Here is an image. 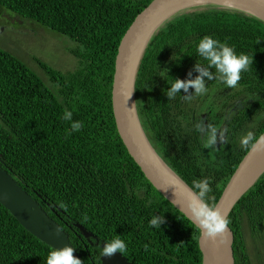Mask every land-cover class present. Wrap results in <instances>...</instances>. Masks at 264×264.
<instances>
[{"label":"trees","instance_id":"1","mask_svg":"<svg viewBox=\"0 0 264 264\" xmlns=\"http://www.w3.org/2000/svg\"><path fill=\"white\" fill-rule=\"evenodd\" d=\"M152 1L0 0V13L4 8L19 18L13 22L36 21L74 44L68 49L78 60L74 67L63 63L55 68L34 55L44 75L0 47V164L66 230L85 264H102L101 249L97 245L94 251L91 237L81 234L78 224L96 236L94 241L121 235L127 242L122 254L133 264H203L201 230L147 179L123 143L112 110L121 40ZM205 35L254 56L239 84V93L250 100L243 110H234L227 141L215 150L203 148L187 114L190 102L182 95L169 100L165 94L174 78L199 75L196 46ZM216 81L232 92L226 94V104L237 108L235 89ZM136 94L142 124L159 154L189 185L211 177L217 204L249 151L240 138L246 129L257 136L264 132V21L216 5L178 12L153 36L139 69ZM202 100L192 101L198 105ZM65 109L73 112V121L84 122L70 136ZM223 110L204 120L220 127ZM250 122H256L254 129ZM154 214L164 215L160 229L149 225ZM228 219L236 264H251L245 229L254 238L264 231V174ZM52 250L0 203V264H46Z\"/></svg>","mask_w":264,"mask_h":264},{"label":"water","instance_id":"2","mask_svg":"<svg viewBox=\"0 0 264 264\" xmlns=\"http://www.w3.org/2000/svg\"><path fill=\"white\" fill-rule=\"evenodd\" d=\"M204 5L236 9L264 21V0H153L137 15L121 40L112 91L115 123L129 154L151 184L179 211L189 216L191 213L186 204L190 185L163 159L150 141L139 115L136 82L146 50L160 28L178 12ZM263 174L264 148L259 152L249 149L217 202L226 218ZM0 203L23 227L53 249L74 247L66 230L1 165ZM78 227L86 238L96 237L83 225L78 224ZM234 239V231L229 225L228 232L215 239L207 238L201 232L199 246L203 254L202 263L236 264ZM104 243H101V248ZM73 255L85 264L77 250ZM99 258L102 264H133L119 252L111 257L102 253Z\"/></svg>","mask_w":264,"mask_h":264},{"label":"clouds","instance_id":"3","mask_svg":"<svg viewBox=\"0 0 264 264\" xmlns=\"http://www.w3.org/2000/svg\"><path fill=\"white\" fill-rule=\"evenodd\" d=\"M196 53L199 60L195 65V70L199 75L189 79L174 78L170 87L165 90L169 100L182 95L185 101H189L191 106H194L195 104L192 100L195 97H203L208 93L210 96L216 95L220 91L218 86L215 85L217 83L216 80L228 88L236 89L242 79V73L249 70L250 66L253 65L254 59V56L246 53H237L235 47L227 41L222 42L211 35H205L199 40L196 46ZM168 71L167 69V75ZM189 77H191V72ZM212 85L216 87L211 88V90L209 87ZM230 93L232 92H227V94ZM63 120L70 122V129L67 132L69 136L84 127L83 121H73V112L71 110L65 109ZM194 127L200 134L203 148L215 150L218 141L221 143L227 141L228 129L218 128L209 122L205 123L204 118L196 122ZM240 143L245 149L259 152L264 148V134L257 136L254 130H249L241 137ZM211 185V177L192 181L189 187L190 195L187 197L186 204L191 215L189 216L186 212L185 215L201 230L205 237L215 239L228 232L230 220L224 216L215 203V198L211 195L213 191ZM163 223H165L163 214H154L149 221L150 227L155 229H160ZM145 247L147 248V246ZM126 250L127 242L121 235H115L102 246L103 256L107 257H111L117 252L124 253ZM75 251L76 248L72 245L65 246L62 249L54 248L47 256L46 264H83L80 258L73 255Z\"/></svg>","mask_w":264,"mask_h":264},{"label":"rangeland","instance_id":"4","mask_svg":"<svg viewBox=\"0 0 264 264\" xmlns=\"http://www.w3.org/2000/svg\"><path fill=\"white\" fill-rule=\"evenodd\" d=\"M2 9L3 13H0L1 48L24 58V60L28 61V63L31 64V67H34V69L41 75H44V71L35 61L34 55H39V58L43 59L55 68L60 67L63 63L66 65L70 64V67L77 66L78 60L68 52V49L71 48L73 44L71 40L65 39L63 35L57 34V32L54 34L46 31V29L36 23V21L33 23H29L25 20L13 22L19 18L14 15L12 11L4 8ZM204 9H207V7H204ZM63 60L65 62H62ZM239 92L240 87L235 89V94H237L236 99H238V107L235 108V110H243L245 108L246 101L250 100L249 95H245L244 93L240 94ZM234 102L235 101H233V103ZM219 107H214L213 111L220 112L223 108L221 106ZM197 111L200 116H202V114H206V117L212 116L207 109L201 108L199 105L197 106ZM189 114L192 115L190 112ZM255 124L256 122H250L249 128L254 129L256 127ZM247 131L248 130L246 129V132ZM226 145L227 144H225V146ZM245 233L250 255V263L264 264V231L257 238L253 237L249 229H245Z\"/></svg>","mask_w":264,"mask_h":264},{"label":"flooded vegetation","instance_id":"5","mask_svg":"<svg viewBox=\"0 0 264 264\" xmlns=\"http://www.w3.org/2000/svg\"><path fill=\"white\" fill-rule=\"evenodd\" d=\"M216 87L215 85H212L209 87V89L211 88H214ZM220 91L216 94V95H209L206 94L205 96H203V100L198 104L201 108H205L208 110V112H210V115L212 114V116L210 117H206L205 115L206 114H202V116L199 115L198 111H197V106L198 105H194L192 106L188 111H187V114L189 115L190 117V120L194 126V122H198L201 118H214L215 115H213V109L214 107H219L221 106L223 109V112L220 116L222 122L220 124V127L218 128H221V129H228L227 125L228 123L233 120V112L235 110V106L231 105V104H226L227 101L225 100V97H226V94H227V90L225 88H220ZM212 90V89H211ZM234 100L231 101V103H233ZM226 104V105H225ZM220 108V107H219ZM189 112L192 114L190 115ZM217 114H218V111H217ZM209 122L208 119L205 120V123ZM229 132L227 133V136H228ZM220 142L218 141L217 145L220 147ZM96 239V237H91L90 241H91V244L92 246L94 247V251H95V248H97V244L98 242L97 241H94ZM104 242V241H101L99 243V246L101 245V243ZM98 249L102 250L101 246L98 247ZM100 250V254L102 253V251ZM124 256V255H123ZM126 257V256H125ZM127 258V257H126ZM128 259V258H127ZM132 263V262H131Z\"/></svg>","mask_w":264,"mask_h":264}]
</instances>
